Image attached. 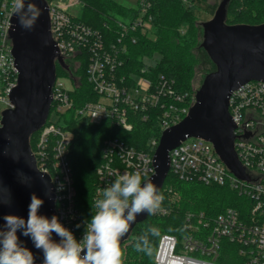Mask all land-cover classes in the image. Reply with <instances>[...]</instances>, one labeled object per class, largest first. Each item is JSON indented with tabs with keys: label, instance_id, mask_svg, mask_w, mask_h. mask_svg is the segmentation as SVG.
<instances>
[{
	"label": "built area",
	"instance_id": "obj_1",
	"mask_svg": "<svg viewBox=\"0 0 264 264\" xmlns=\"http://www.w3.org/2000/svg\"><path fill=\"white\" fill-rule=\"evenodd\" d=\"M181 1L192 6V0ZM13 2L0 0V122L2 112L13 108L9 96L18 76L9 38ZM45 2L50 35L66 69L57 61L55 64L64 71L66 79L55 76L49 114L44 125L34 132L30 151L37 170L50 179L55 216L79 241L87 223L77 227L80 214L68 158L73 133L64 117L74 107L70 95L79 86L70 63L79 68L87 58L86 82L97 97L74 108L73 122L77 127L110 122L131 131L136 120H155L161 136L187 115L193 103L187 106V94L178 92L172 79L161 74L151 75L153 64L148 57L143 58V66L137 73L119 72L125 64L128 44L136 43V34L151 32L146 0H138L136 18L116 22L115 40L76 20L73 10L79 7L78 0ZM228 112L234 124V153L248 179L235 177L210 142L193 137L186 138L169 152V172L182 182L226 186L243 200L242 205L226 207L213 215L204 211L186 212L180 236L162 234L159 237L154 264H221L218 261L221 257L231 258L235 264H264V83L249 81L240 85L231 93ZM160 136L151 137L144 150H137L115 137L103 141L102 161L95 172L93 214L102 190L110 187L119 175L140 170L142 180H146L154 174L153 156ZM145 168L148 171L143 175ZM156 213L168 212L159 208Z\"/></svg>",
	"mask_w": 264,
	"mask_h": 264
},
{
	"label": "water",
	"instance_id": "obj_2",
	"mask_svg": "<svg viewBox=\"0 0 264 264\" xmlns=\"http://www.w3.org/2000/svg\"><path fill=\"white\" fill-rule=\"evenodd\" d=\"M222 0L212 18L202 23L200 46L215 65L194 95L187 115L176 125L164 130L153 156L154 174L142 182L154 183L158 191L163 188L169 172V152L186 138H201L213 148L232 174L248 179L233 149L234 124L228 112L231 93L249 81L264 83V23L260 25H227L226 7ZM41 15L32 30L23 29L13 13L9 38L17 70V85L9 100L12 109L2 112L0 122V229L5 215L28 218L32 194L43 200L38 215L51 219L53 190L50 179L36 168L30 151L29 138L45 123L51 104V88L55 80V62L66 66L49 31V18L45 0H32ZM143 212L130 224L120 246L128 239L136 224L143 222ZM22 246L34 255L35 264H42L43 252L36 249L31 238L17 231ZM55 242L59 236L52 234Z\"/></svg>",
	"mask_w": 264,
	"mask_h": 264
},
{
	"label": "trees",
	"instance_id": "obj_3",
	"mask_svg": "<svg viewBox=\"0 0 264 264\" xmlns=\"http://www.w3.org/2000/svg\"><path fill=\"white\" fill-rule=\"evenodd\" d=\"M48 1V0H46ZM79 16L76 20L93 29L99 30L106 38L116 39V22L131 21L139 14V6L126 7L114 0H78ZM204 2L205 0H198ZM149 3L148 14L151 16V32L148 35L136 34L135 44H128L125 64L119 70L122 74L137 73L143 66V58L159 59L151 69V75H164L174 81L178 92L187 94V106L193 101L192 79L194 69L200 64L198 54L199 16L193 7L181 0H146ZM227 25H260L264 23V0H229L226 7ZM87 58L81 62L77 73L80 75L79 86L71 93L74 101L73 109L65 114V121L73 133L69 147V163L72 169L75 202L80 214V224H86L93 215L92 196L96 181V168L102 158L100 148L104 140L115 137L137 150H144L151 137L158 138L160 129L155 120L147 122L135 121L131 131H125L110 122L100 125L77 127L73 122L74 108L84 102L97 99L86 82L85 69ZM64 71L55 65V75ZM36 133L29 138L32 146ZM144 180H142L143 182ZM163 196L160 208L167 210L166 215L148 214L147 218L136 224L128 239L120 246L124 256L122 264H154V254L159 237L162 234H182L184 214L186 212L204 211L208 215L216 214L226 207L239 208L243 200L226 186H205L198 182H182L170 172L160 191ZM176 200L172 202V199ZM155 229V233L151 230ZM147 238V247L143 242L137 250L138 238ZM132 248L124 250L127 243ZM221 264H235L227 257L219 258Z\"/></svg>",
	"mask_w": 264,
	"mask_h": 264
},
{
	"label": "clouds",
	"instance_id": "obj_4",
	"mask_svg": "<svg viewBox=\"0 0 264 264\" xmlns=\"http://www.w3.org/2000/svg\"><path fill=\"white\" fill-rule=\"evenodd\" d=\"M13 9L25 30H32L41 15L32 0H14ZM147 171L145 168L143 175ZM162 200L163 196L154 183L149 181L142 185L140 170L119 175L110 187L102 190V198L95 201V214L87 222L83 238L78 241L57 216L49 219L38 215L43 200L32 194L26 221L11 214L3 217L0 264H35L33 253L19 241L18 230L31 238L36 249L42 250V264H122L121 238L128 233L130 224L139 214H155ZM151 231L155 233L156 230ZM53 233L60 237V242L52 239ZM141 242L146 248L147 238L139 237L136 244L137 250L143 251L145 248L141 247Z\"/></svg>",
	"mask_w": 264,
	"mask_h": 264
},
{
	"label": "rangeland",
	"instance_id": "obj_5",
	"mask_svg": "<svg viewBox=\"0 0 264 264\" xmlns=\"http://www.w3.org/2000/svg\"><path fill=\"white\" fill-rule=\"evenodd\" d=\"M126 7H136L138 0H114ZM222 0H205L204 2L198 1V0H192V6L195 10V12L199 16V41H198V54L200 56L201 62L200 64L194 69V75L192 79V93H193V101L194 102V95L196 91L200 88L205 76L215 70V65L212 63V61L209 59L207 56L206 52L203 50V48L200 46L202 42V23L210 20L212 16L214 15L217 7L221 3ZM79 7H76L73 10V13H75L77 16H79ZM159 56L158 55H153L152 60L150 61L153 65H155L156 61H158ZM74 62L70 63V68L73 69V74L76 76L78 84L80 83V75L77 73V65L73 64ZM75 69V71H74ZM62 76L66 79L65 74H62ZM176 199L173 198L172 202L175 201ZM133 244L132 242L127 243L124 246V250L131 249ZM127 255L124 256V259L122 261L125 262Z\"/></svg>",
	"mask_w": 264,
	"mask_h": 264
}]
</instances>
